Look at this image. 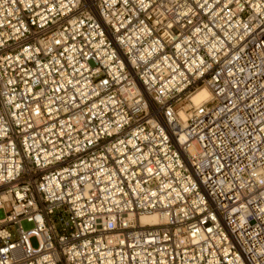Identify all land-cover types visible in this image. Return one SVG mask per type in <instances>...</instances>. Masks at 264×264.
I'll list each match as a JSON object with an SVG mask.
<instances>
[{
  "label": "built area",
  "instance_id": "1",
  "mask_svg": "<svg viewBox=\"0 0 264 264\" xmlns=\"http://www.w3.org/2000/svg\"><path fill=\"white\" fill-rule=\"evenodd\" d=\"M0 209V264H264V0H0Z\"/></svg>",
  "mask_w": 264,
  "mask_h": 264
},
{
  "label": "bare ground",
  "instance_id": "2",
  "mask_svg": "<svg viewBox=\"0 0 264 264\" xmlns=\"http://www.w3.org/2000/svg\"><path fill=\"white\" fill-rule=\"evenodd\" d=\"M210 97V93L207 91L206 88H202L200 89L196 95H194L192 97V103L194 105H198V103H200L201 101H204L206 99H208ZM187 106H184L183 108H181V110L179 111L180 116L185 119L188 116V113L185 112V108ZM159 220V216L157 214H143V216H141L140 218V222L143 223H149V224H154V223H158Z\"/></svg>",
  "mask_w": 264,
  "mask_h": 264
},
{
  "label": "rangeland",
  "instance_id": "3",
  "mask_svg": "<svg viewBox=\"0 0 264 264\" xmlns=\"http://www.w3.org/2000/svg\"><path fill=\"white\" fill-rule=\"evenodd\" d=\"M5 216H6L5 211L3 209H0V218H4ZM21 224H22V228L24 230L31 228L33 226V224L31 222H28V221H23ZM30 241H31L32 246H34V247L37 246V239L35 237H32L30 239Z\"/></svg>",
  "mask_w": 264,
  "mask_h": 264
}]
</instances>
